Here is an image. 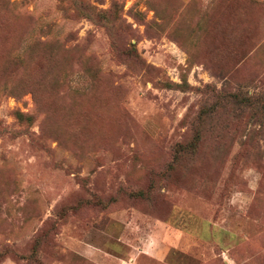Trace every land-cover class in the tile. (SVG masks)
Listing matches in <instances>:
<instances>
[{
  "label": "rangeland",
  "instance_id": "rangeland-1",
  "mask_svg": "<svg viewBox=\"0 0 264 264\" xmlns=\"http://www.w3.org/2000/svg\"><path fill=\"white\" fill-rule=\"evenodd\" d=\"M2 1L0 264H264V0Z\"/></svg>",
  "mask_w": 264,
  "mask_h": 264
},
{
  "label": "trees",
  "instance_id": "trees-1",
  "mask_svg": "<svg viewBox=\"0 0 264 264\" xmlns=\"http://www.w3.org/2000/svg\"><path fill=\"white\" fill-rule=\"evenodd\" d=\"M254 3V2H251ZM10 5L9 3L0 0V13H2L3 11H7L10 12L12 14V12L10 11ZM108 13L107 10H100L97 9V14L98 15H103ZM85 18H88L90 21H93L90 19V17L85 14L84 15ZM95 22V21H94ZM10 25V20L9 19H5V18H0V87L6 92V90H8V95L9 96H13V97H18L23 93H30L32 95V98L36 104V107L39 108V98L41 97L40 93L42 91V86L44 85L43 80L42 79H38L37 81H29V78H26L24 76H19L17 83L11 87V88H7V86H5V78L13 73V67L14 64L17 66V69H21L22 71L25 70V59L27 57V54L29 53V48L26 50V52L21 55V54H16L14 56V53L16 52V47H10V48H6L3 49L4 44L8 41L9 37L2 35L1 33L6 32L8 27ZM53 67L52 64L49 63V69L51 70ZM11 68V70H10ZM91 79L93 78V76H95V73L93 72L92 75H88ZM182 84L183 85H187L186 83V79L182 80ZM15 90H19L18 94L15 93ZM234 101L240 105L241 108H254L257 106V104L259 103L258 100L254 99L253 97H243L240 100V97L237 96H232ZM43 111V109H41ZM46 112L47 109H45ZM211 112V111H210ZM210 112H206L204 114H200L199 115V120L206 118L209 116V114H211ZM18 116H24L23 113L21 112H17ZM203 117V118H202ZM201 137V130L198 127H195V130L192 134V137L189 141L185 142V143H177L174 147V158L175 159H180L182 157H184L185 155H193L194 153H196L198 146H199V139ZM135 194L137 195H142L141 192L138 193H132L131 196H135Z\"/></svg>",
  "mask_w": 264,
  "mask_h": 264
}]
</instances>
